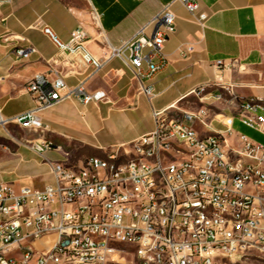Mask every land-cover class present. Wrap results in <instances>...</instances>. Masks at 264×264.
<instances>
[{
    "label": "built area",
    "instance_id": "built-area-1",
    "mask_svg": "<svg viewBox=\"0 0 264 264\" xmlns=\"http://www.w3.org/2000/svg\"><path fill=\"white\" fill-rule=\"evenodd\" d=\"M179 1L204 28L208 14L198 1ZM11 2L0 0V6ZM175 27L170 2L132 37L107 43L105 57L89 49L83 26L66 40L47 23L40 31L85 65L89 77L111 58L121 59L152 104L153 80L168 63L164 46ZM190 48L178 47L185 56ZM33 51L18 47L16 54ZM29 90L36 106L9 117L0 110L1 125L37 132L44 128L41 111L60 101L98 104L107 98L84 81L69 85L57 70L36 75ZM151 112L154 129L124 149L127 158L111 151L69 165L46 157L57 148L51 140L29 142L50 164L53 180L42 187L0 181V264H264V142L234 128L238 121L264 136V105L238 100L234 112L210 122L203 108L172 114L152 105ZM72 232H80L79 241H72Z\"/></svg>",
    "mask_w": 264,
    "mask_h": 264
},
{
    "label": "crops",
    "instance_id": "crops-1",
    "mask_svg": "<svg viewBox=\"0 0 264 264\" xmlns=\"http://www.w3.org/2000/svg\"><path fill=\"white\" fill-rule=\"evenodd\" d=\"M197 1L200 11L208 14L204 28L179 0H92L99 14L102 43L86 24L84 10L67 0H12L1 5L0 110L4 117L35 107L29 84L36 75L52 70L64 75L69 85L84 81L90 90H105L107 98L98 104L73 98L41 111L44 128L31 130V138L18 140L11 168L0 170V181L42 187L53 180L48 162L35 154L27 156L32 153L27 144L32 139L51 140L59 151L62 139L78 140L96 150H114L154 129L152 105L168 110L207 83L231 91L248 87L253 97L260 95L254 86L264 80V0ZM170 2L176 27L164 46L168 63L153 80L156 96L152 104L121 59L111 58L89 77L85 65L59 52L40 31V25L47 23L66 40L72 30L85 26L89 49L105 57L108 44L118 45L132 37ZM181 44L191 47L186 56L178 49ZM29 46L35 51L28 57L16 54L18 47ZM61 155L58 160L66 161Z\"/></svg>",
    "mask_w": 264,
    "mask_h": 264
},
{
    "label": "rangeland",
    "instance_id": "rangeland-1",
    "mask_svg": "<svg viewBox=\"0 0 264 264\" xmlns=\"http://www.w3.org/2000/svg\"><path fill=\"white\" fill-rule=\"evenodd\" d=\"M84 10L85 14V22L88 26H90V30L97 37V40L101 42L103 36L99 33V24L96 19L95 11L92 5L87 0H67ZM89 35V31L87 27L83 26ZM90 37V35H89ZM102 43V42H101ZM103 45V44H102ZM257 86H254L256 90L260 93H264V80H259ZM204 89L200 90L199 88L195 89L192 93L185 96L179 102L175 104V106L168 109V111L172 114L180 113L182 110H199L205 109L207 114L206 121L210 122L211 119L220 113L230 114L235 111L236 101L241 100L242 98H249L255 96V94H251L248 87H242L243 91H231L227 87H224L221 84L210 82L204 85ZM255 93V90H252ZM145 104V103H144ZM147 106V104H146ZM213 125L216 128H224L220 123L215 121ZM196 128L199 131L206 130V127L202 124H195ZM235 130H238L242 133H245L256 140H260L264 142V136L251 130L240 122H235L234 124ZM33 135L32 131L26 128H21L16 123H9L5 126L0 124V170L3 169L7 172L8 169L11 168L9 162L14 158L12 152L16 151L18 146V140H26L31 138ZM28 148H29V142ZM62 149L61 152L64 153L67 158V164L69 165H78L81 164L87 157L96 155L100 157H105L108 152L115 151L118 153L121 158H127L128 155L124 152L125 148H132V144H127L116 148L114 150H96L92 147L84 144L78 140H61ZM30 150V149H29ZM31 151V150H30ZM57 149H51L46 152V156L51 160L61 159L63 156L61 152ZM11 152V153H10ZM32 152V151H31ZM34 153H29L27 156L32 157ZM36 155V154H35ZM37 156V155H36ZM2 167V168H1ZM237 264H260L259 262L254 261H246L244 263Z\"/></svg>",
    "mask_w": 264,
    "mask_h": 264
},
{
    "label": "bare ground",
    "instance_id": "bare-ground-1",
    "mask_svg": "<svg viewBox=\"0 0 264 264\" xmlns=\"http://www.w3.org/2000/svg\"><path fill=\"white\" fill-rule=\"evenodd\" d=\"M240 102L242 103L256 102V105H264V97L242 98ZM218 117H221V115H219ZM97 159H104V157L97 156ZM79 239H80V232H72V241H79Z\"/></svg>",
    "mask_w": 264,
    "mask_h": 264
},
{
    "label": "trees",
    "instance_id": "trees-1",
    "mask_svg": "<svg viewBox=\"0 0 264 264\" xmlns=\"http://www.w3.org/2000/svg\"><path fill=\"white\" fill-rule=\"evenodd\" d=\"M53 144H54V142H53ZM55 145V144H54Z\"/></svg>",
    "mask_w": 264,
    "mask_h": 264
}]
</instances>
